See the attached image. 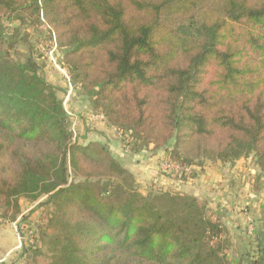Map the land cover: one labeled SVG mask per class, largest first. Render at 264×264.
Listing matches in <instances>:
<instances>
[{"label": "trees", "instance_id": "1", "mask_svg": "<svg viewBox=\"0 0 264 264\" xmlns=\"http://www.w3.org/2000/svg\"><path fill=\"white\" fill-rule=\"evenodd\" d=\"M52 32L68 83L127 152L153 143L190 169L180 181L248 154L264 171V0H0V222L26 221L20 199L45 212L18 225L34 230L20 255L40 243L47 264H228L205 202L141 192L106 144L74 136L36 45Z\"/></svg>", "mask_w": 264, "mask_h": 264}, {"label": "crops", "instance_id": "2", "mask_svg": "<svg viewBox=\"0 0 264 264\" xmlns=\"http://www.w3.org/2000/svg\"><path fill=\"white\" fill-rule=\"evenodd\" d=\"M135 162L141 160L135 158ZM157 175L152 181L159 179L163 188L196 196L205 202L213 218L221 221L229 243L225 250L228 264H252L251 256L255 254L262 257L264 264V171L255 164L252 154L231 163L206 161L197 167L194 177L185 181L160 172ZM248 218L253 223L250 233ZM10 241L16 243V236L12 235ZM3 244L6 242H0Z\"/></svg>", "mask_w": 264, "mask_h": 264}, {"label": "rangeland", "instance_id": "3", "mask_svg": "<svg viewBox=\"0 0 264 264\" xmlns=\"http://www.w3.org/2000/svg\"><path fill=\"white\" fill-rule=\"evenodd\" d=\"M43 28L48 30L49 26L44 23ZM47 34H44L45 37L48 36L47 39H42L36 44L46 57L42 60L44 66L42 72L49 83L60 89L58 94L63 100L64 107L71 114L70 116L73 121L74 129L77 130L79 134H84L85 136L84 140L81 139V142L86 143L89 141H96L106 144L110 149L109 151L114 154L115 158L121 161L123 165L134 174L135 182L141 192L144 193L151 185H153V183H156L158 187H163V183H159V179L156 180V182L152 181V179H154L160 172L159 164L161 160H163L162 151L158 150L156 153L152 154L153 143H149L142 150L132 152V154L128 155L127 152H124L122 149L125 142L119 140L117 136L118 133H115L106 124L103 125L97 123V121L91 123L87 119L86 115H89V110H94L93 105L89 103V99L82 94L78 87L68 86V68L63 62L64 52L60 50L57 39L53 36L54 32H52L51 38H49V35ZM135 158H138L141 162L136 163ZM36 203L37 202L32 203L24 199L19 200L21 210L20 215H26L25 222H22V220L19 221L20 219H16L13 222H0V242H6V244L0 245V263H48V253L40 243L37 244V247L39 248L38 250L41 252L40 254L27 253L25 256H22L20 255L22 249L15 248L17 241L14 244L10 241L12 235L16 236L15 225L16 227L19 225L22 228L25 226L34 227V225L41 221L42 216L45 213L44 208H34V204ZM18 221L20 223H18ZM32 246H34V244ZM5 250H8L6 254H4Z\"/></svg>", "mask_w": 264, "mask_h": 264}, {"label": "built area", "instance_id": "4", "mask_svg": "<svg viewBox=\"0 0 264 264\" xmlns=\"http://www.w3.org/2000/svg\"><path fill=\"white\" fill-rule=\"evenodd\" d=\"M68 80V79H67ZM69 86H71L69 84ZM71 88V87H70ZM69 115H71L69 112H68ZM87 119L92 123V122H95L97 121V123H100V124H103L105 125V119H104V116L102 113L100 112H90L89 115L87 114ZM72 127H73V121H72ZM73 132H74V136H75V132L76 130L73 128ZM118 133V137H121L120 133ZM159 168H160V172L164 175L165 174H169V175H172V174H178L179 172L181 171H184L186 173H189V168H183L181 167L180 165L178 164H175V163H172V162H167L165 160H162L159 164ZM248 228H247V231L250 233L253 231V223L251 221L250 218H248ZM18 227V226H17ZM16 225H15V232H16V239H17V245H16V249H21L24 245H30L34 242V239H33V232L34 230L33 229H28V231L26 233H22L20 231L19 228H17ZM25 228V227H24Z\"/></svg>", "mask_w": 264, "mask_h": 264}]
</instances>
